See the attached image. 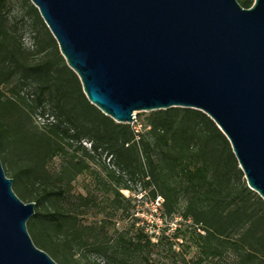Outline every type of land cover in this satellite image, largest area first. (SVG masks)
I'll return each instance as SVG.
<instances>
[{"label": "trees", "instance_id": "trees-1", "mask_svg": "<svg viewBox=\"0 0 264 264\" xmlns=\"http://www.w3.org/2000/svg\"><path fill=\"white\" fill-rule=\"evenodd\" d=\"M238 1L249 7L253 0ZM22 3L23 17L30 19L25 32L8 17L10 0H0V139L5 133L11 135L13 145L16 133L23 131L40 151L31 160L41 172L36 166L25 171L26 181L42 188L27 228H51L70 254L82 250L111 264H155L149 253L166 238L164 234L155 235L156 242L142 230L134 236L113 235L109 214L89 223L79 217L84 208L103 209L92 195L71 194L70 183L88 169L86 159L104 154L113 168L104 165L108 182L97 179L104 192L112 195L113 210L128 200L120 189H131L134 182L148 190L152 202L162 198L159 209L164 216L178 215L188 224L199 255L184 264H222L226 249L238 258L231 264H264V201L248 188L228 139L214 121L198 109L169 107L148 111L137 131L128 123L115 122L87 100L37 8L30 0ZM26 32L33 40L32 50L22 46ZM29 54L47 57L31 62ZM30 85L35 87L32 97L25 99L22 90ZM22 105L26 110H21ZM31 114L50 115L54 121L47 122L45 130L31 132L18 118L23 115L26 122ZM82 140L89 142L88 148ZM72 143L78 145L69 150ZM55 156L61 158L60 165L50 176L44 165ZM50 180L54 186L49 189L45 184ZM49 198L62 207L41 210V203ZM180 231V226L175 227L173 235ZM38 246L48 250L45 244ZM75 264L87 263L78 258Z\"/></svg>", "mask_w": 264, "mask_h": 264}, {"label": "water", "instance_id": "water-1", "mask_svg": "<svg viewBox=\"0 0 264 264\" xmlns=\"http://www.w3.org/2000/svg\"><path fill=\"white\" fill-rule=\"evenodd\" d=\"M87 100L118 123L188 107L228 139L264 201V0H30ZM0 161V264H58Z\"/></svg>", "mask_w": 264, "mask_h": 264}, {"label": "rangeland", "instance_id": "rangeland-1", "mask_svg": "<svg viewBox=\"0 0 264 264\" xmlns=\"http://www.w3.org/2000/svg\"><path fill=\"white\" fill-rule=\"evenodd\" d=\"M25 9L26 7L22 3V0H10L8 17L21 32H25V28L27 29L25 23L27 24L30 21L28 16L23 17ZM32 41L28 32L21 37L22 46L27 49L32 50ZM46 57V55L42 54H29L28 60L38 62ZM34 88L32 85L23 88L22 94L25 99H31ZM22 108L21 110H26V107L23 105ZM147 112L139 111L134 113V120L130 125L136 131L140 130ZM22 114L24 113L22 112ZM18 118L24 121L31 132H34L36 129L45 130L46 123L54 121L52 116H47L46 114L44 116L31 114L26 122L23 115ZM80 143L87 148L89 147L87 140H82ZM13 145L11 143V135L5 133L0 139V161L2 168L5 175L12 178V189L17 196L25 203L30 201L34 202L35 209V198L42 195V188L40 185H31L29 181H26L25 171L27 166H36V162L31 159L38 158L40 151L31 136L25 134L23 131L16 133V141ZM77 145L78 143H72L69 150L74 149ZM60 159L59 156L46 159L44 166L50 176H53L54 172L58 169ZM108 159V156L104 154L101 156L92 154L91 157L86 159L88 169L77 174L70 183L71 194L92 195L96 198V202L99 203V207L103 209V211H99L98 206L82 209L79 215L81 221L83 223H89L95 218H100L107 213L112 223L110 232L113 235L118 232H125L127 236H134L138 230H142L153 242H156L155 235L160 236L164 234L166 238L162 239L163 241L160 245L153 246L149 253V259L155 262V264H184L185 261L191 262V260L197 258L199 255V247L195 243V236L187 230L188 224L183 223L178 215L171 217L164 216L159 209L162 198L160 196L155 198H160L158 205L155 200L152 202L148 190L141 189L139 183L130 182L131 189L121 188L120 192L122 196L128 198V200L121 203L122 208L120 209L113 210L111 208L110 200L112 195L104 192V186L102 185V182H108L107 170L104 165L108 168H113ZM34 168L41 172L37 166ZM97 177L102 180L100 184H98ZM45 185L49 189L51 186H54L51 180ZM61 207V202L49 198L41 203L40 209ZM177 226H180L181 231L175 237L173 232ZM183 230H186L185 234L182 233ZM28 232L37 247L40 244H45L48 247V250L44 251L58 264H75L78 258L87 264H111L102 256L88 252L84 253L82 250H79L75 254H70L69 251L61 247V236L55 234L51 228L39 225L32 231L28 229ZM169 243H171L172 251L168 249L170 246ZM237 259L233 252L226 249L223 251L220 261L222 264H231Z\"/></svg>", "mask_w": 264, "mask_h": 264}, {"label": "built area", "instance_id": "built-area-1", "mask_svg": "<svg viewBox=\"0 0 264 264\" xmlns=\"http://www.w3.org/2000/svg\"><path fill=\"white\" fill-rule=\"evenodd\" d=\"M160 198H157V199H155V202H156V204L158 205L159 204V200Z\"/></svg>", "mask_w": 264, "mask_h": 264}, {"label": "flooded vegetation", "instance_id": "flooded-vegetation-1", "mask_svg": "<svg viewBox=\"0 0 264 264\" xmlns=\"http://www.w3.org/2000/svg\"><path fill=\"white\" fill-rule=\"evenodd\" d=\"M253 2V1H252ZM252 4V3H251Z\"/></svg>", "mask_w": 264, "mask_h": 264}]
</instances>
